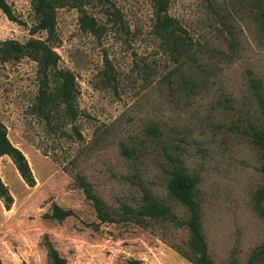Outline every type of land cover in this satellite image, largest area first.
<instances>
[{"label": "rangeland", "instance_id": "obj_1", "mask_svg": "<svg viewBox=\"0 0 264 264\" xmlns=\"http://www.w3.org/2000/svg\"><path fill=\"white\" fill-rule=\"evenodd\" d=\"M81 1L57 8L48 41L58 68L74 76L71 115L33 59L0 62V121L35 179L28 185L9 156L0 161L13 197L9 209L0 205L1 263L51 264L49 244L68 264L190 254L188 230L176 224L188 210L167 190L180 170L197 178L211 264H264L262 158L251 142L264 127V0H169L167 38L155 29L153 0ZM7 2L24 22L0 10V41L46 39L32 31V0ZM152 201L173 220L135 214ZM53 204L70 214L51 217Z\"/></svg>", "mask_w": 264, "mask_h": 264}, {"label": "trees", "instance_id": "obj_2", "mask_svg": "<svg viewBox=\"0 0 264 264\" xmlns=\"http://www.w3.org/2000/svg\"><path fill=\"white\" fill-rule=\"evenodd\" d=\"M64 2L72 3L77 6L81 4V0H32L31 10L36 21L33 24L32 31L45 32L46 39L30 37L27 41L21 43L17 40L7 39L0 41V62L17 61L22 57H30L38 65V72L41 74L40 81L46 84L48 78H55V88L58 92L59 102L64 104L66 111L71 115L72 106L69 102L75 97V81L73 74L64 69H59L57 66L58 55L52 50L48 41L53 37L56 25V10L64 4ZM156 9L155 29L161 36L167 38L173 36L175 28L174 19L167 14L169 0H153ZM0 10L10 21L23 23L24 21L13 11L12 6L7 0H0ZM92 30H95L91 26ZM189 46V44H187ZM175 46H180V41H176ZM254 85V84H253ZM255 94L262 101L260 91L255 87ZM75 114H72V119ZM251 142L260 150L262 158L261 172L264 179V127L254 129L251 134ZM122 150L128 154V149L123 146ZM4 155L10 157L18 173L22 179L30 186L35 184V179L24 153L12 144L7 135L6 126L0 121V158ZM80 187L83 189L87 198L93 200L97 210V216L101 221L109 220L108 213L92 190L91 184L84 178L77 177ZM197 178L180 170H174L170 173V178L167 183L168 194L172 199L176 200L188 210V215L184 221L177 222V226H185L189 233L188 246L190 254L185 253L181 249L178 251L181 256L190 260L193 264H211L207 256V245L202 233V223L200 215V204L196 197L195 186ZM259 193V194H258ZM0 199L3 202L5 209H9L13 197L9 193L6 186L0 183ZM257 206L261 201H264V186L259 189L256 197ZM146 202V201H145ZM127 210L130 207L125 206ZM259 212L264 221V204L259 206ZM133 212V211H132ZM70 214L69 210H65L60 206L53 204L51 217L63 219ZM137 216L149 215L151 217L162 218L164 220H173L169 213V208L163 203L149 202L140 206V209L135 211ZM141 220V217H138ZM264 252L262 248L259 253ZM193 255V256H187ZM48 256L51 264H68L66 259L62 257L58 251L48 245ZM0 264L1 261H0ZM128 264H141L137 259H130Z\"/></svg>", "mask_w": 264, "mask_h": 264}, {"label": "crops", "instance_id": "obj_3", "mask_svg": "<svg viewBox=\"0 0 264 264\" xmlns=\"http://www.w3.org/2000/svg\"><path fill=\"white\" fill-rule=\"evenodd\" d=\"M5 156L0 158V161ZM1 205V199H0ZM104 256V255H103ZM134 259L140 261L141 264H191L181 255H133ZM103 262L99 264H115L113 257H102Z\"/></svg>", "mask_w": 264, "mask_h": 264}]
</instances>
